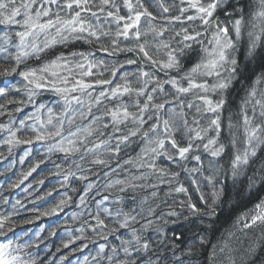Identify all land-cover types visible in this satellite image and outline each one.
<instances>
[{
    "label": "trees",
    "instance_id": "obj_1",
    "mask_svg": "<svg viewBox=\"0 0 264 264\" xmlns=\"http://www.w3.org/2000/svg\"><path fill=\"white\" fill-rule=\"evenodd\" d=\"M131 2V13L124 0H113L115 7L106 6L103 12L93 8L97 11L96 17L88 12L82 13V17L95 26L98 34L107 33V36L100 37V41L92 37L69 39L40 53L39 58H22L16 72L10 74L2 73L5 68L16 65L15 56L20 49L15 33L23 29L19 25H0V49H4L0 51V87L8 90L7 96H0V103L4 104V108L0 109V244L11 245L7 251L9 258H16L15 264H120L122 261L125 264H264V221L251 223L254 215L264 212V146L257 148L256 156L250 157L248 164H241L235 170L232 167L235 154L243 152L245 147L242 117L245 106L249 104L246 101L250 100L249 94L253 89H264V32L255 49L250 51L246 42L238 39L232 24L243 15L244 21L253 19L258 21L255 27H264V20L255 15L260 10V0H226L225 5L218 6L209 18L208 25L202 24L199 19L187 20V16L195 13L188 10L181 14L180 8L186 6L181 4V0ZM141 5L155 19L141 17L140 40L132 36L135 28L130 30L127 39L117 36V31L130 22L127 17L143 10ZM164 7L168 8L167 12L163 11ZM241 8L243 13L239 11ZM52 9L56 11V5ZM109 11L113 16H107ZM68 14L60 10L61 16ZM118 16L126 19L117 22ZM149 20L152 27L166 29L163 35L148 30ZM217 23L220 27L227 26L233 42L237 43L233 51L235 72H223L231 80L222 93H200L208 95L214 102L223 97L225 102L219 113H197L196 104L203 109V101L196 100L192 108H188L187 103L199 90L180 94L168 81L176 79L187 86L182 77L206 56L205 49H211L209 41ZM185 28L190 34L200 32L198 40L202 43L184 41L182 29ZM145 31L146 36L143 35ZM114 40L117 42L115 46L112 44ZM145 41L152 59L166 62L167 54L172 52L180 61L179 67L164 69L160 63L152 64L144 58L138 49L127 50ZM165 43L168 48L163 47ZM101 44L108 48V52L101 50ZM185 44L191 47H185ZM73 53H94L89 59L103 60L105 63L94 67L93 75L84 79L89 82L112 79V85H94L81 96L83 103L73 101L70 106L65 104L63 97L49 89L38 90L31 103H6L9 99H27V87L31 86L27 85L20 72L39 68L60 55L79 59L73 57ZM129 59L136 62L128 64L126 61ZM112 65H123L115 78L106 70ZM228 67L225 65L226 69ZM141 71L154 77L145 96L136 97L133 93L116 99L101 98L103 103L99 106L92 103L91 114H88L94 97L102 89L107 91L113 85L122 83L124 73L128 74L127 79L133 87H139L142 79H147L138 80ZM197 79L211 85L216 77L201 76ZM156 81L160 82L163 91L157 88L152 92ZM148 94L153 96V100L149 103L148 112L144 113L143 125L134 123L131 118L118 126L111 122L108 109L122 103L128 106L130 112L139 113L134 102L138 99L141 105L146 103ZM164 101L169 103L163 110H154L155 104ZM181 102L184 103L182 109L179 106ZM40 105L45 107L38 111ZM18 107L20 111H16ZM66 107L72 111L65 116ZM48 109L53 113L52 125L46 123ZM171 109H175L176 113L183 111L188 128L196 129L207 127L209 117L218 114L221 129L216 146L223 144L225 151L213 157L210 151L204 149L208 139L215 137L214 131L205 134L203 140L193 139L194 147L186 158H181L168 140L158 153L145 151L156 146L147 143V139H155L156 136L150 131V126L159 123L157 132L163 136L162 120L172 115ZM157 115L160 121H157ZM149 116L152 118L149 119ZM57 118L64 122L62 136L76 140L79 151L65 153L53 147L61 137L36 138L38 132L43 131L40 121L53 130V125L59 123ZM69 119H72L71 124ZM196 119L199 125L194 123ZM22 120L24 126H21ZM93 120L95 123H92ZM262 120L264 118L256 117L253 124ZM173 121L176 129L174 138L178 145L187 146L195 134L186 130L178 115L173 116ZM229 122L234 125L232 129L228 127ZM105 124L108 126L105 127ZM89 126L93 130L91 135L81 131L78 136H70V132ZM33 127L37 131H33ZM7 129L15 131L16 138L21 142L7 143L11 138ZM130 130H136L137 135H130ZM145 132L148 133L147 138L143 135ZM233 135L235 147L231 143ZM123 136H128L126 142L120 141ZM67 139L65 147L68 146ZM81 140L83 144H80ZM118 143L117 153L114 149ZM97 144L102 146L94 152L86 151V148H95ZM196 156L200 157L199 161ZM95 159L105 160L106 163L96 164L93 162ZM181 187L186 191H178ZM105 208L108 213H105ZM97 213L107 227L96 225ZM125 214L129 223L127 227H121ZM245 223L251 224V227H244ZM133 232L150 243L148 251H137L135 244L129 246L122 243L133 240ZM101 246H104L102 252ZM126 246L130 248L131 255L124 252Z\"/></svg>",
    "mask_w": 264,
    "mask_h": 264
},
{
    "label": "snow or ice",
    "instance_id": "obj_2",
    "mask_svg": "<svg viewBox=\"0 0 264 264\" xmlns=\"http://www.w3.org/2000/svg\"><path fill=\"white\" fill-rule=\"evenodd\" d=\"M139 2V0H138ZM126 7L129 9L130 13L133 9V4L131 0H124ZM226 3V0H206V2H202V0H181L182 5H186L180 8L181 14L188 10H193L194 15H189L186 17L187 20L192 21L199 19L202 24L208 25L209 18L213 16V13L219 7H223ZM56 5L57 10L53 11L52 6ZM111 5L115 7L113 0H0V25H19L23 30L17 31L15 35L19 38L18 48L20 49L15 56L16 65L11 68H5L2 74H10L15 73L20 63L22 62V58H27L29 56H35L39 58V54L45 52L61 43L69 41V39H86L87 37L95 38L96 41H100L101 36H107L106 32H100L99 34L95 30V26L85 17H82V13L88 12L91 16L96 17L97 11H93V8H97L98 11L103 12L106 6ZM260 10L256 12V17L264 20V0H260ZM143 8V5H141ZM63 9L67 11L69 14L67 16H61L60 10ZM75 9V10H74ZM74 10V11H72ZM119 11V9H117ZM164 12L168 11L167 7L163 8ZM241 13H243V8L239 9ZM107 16H113L111 11L107 12ZM142 16H148L151 19H155L152 13L148 12L146 8H143L142 11H136L134 14H130L127 17L129 23H125L121 30L117 31V36H124L125 39L128 38L129 32L131 29L135 28V31L132 33V36L139 41L142 35V32L139 27V22ZM20 17V19H18ZM47 18V19H45ZM117 22L120 20L126 19L125 17L118 16L116 17ZM174 19L179 20L180 17H175ZM244 23V17L241 15L239 18L233 21L232 27L237 37H239L241 32V26ZM148 30L155 32L157 35H163V32L166 29H157L152 27L151 20L148 22ZM216 31L213 34L212 40L209 41V44L212 45L211 49H205L206 56L202 58L198 63H196L188 72L184 74L182 79L187 81V86H184L179 83L178 80L172 79L168 81L177 93L187 94L190 92H194V90H199V92H195L193 96V100L187 103L188 108L193 107V103L196 100L203 101V109L201 105L196 104V112L200 113L201 111L205 113H219L220 109L224 105V99L221 96L220 99L215 102L208 97V95H201L200 93H215L220 91L221 93L226 90L229 86L231 77L224 76V71L235 72L236 60L231 58L228 50L234 48V43L229 35V30L227 27H220L217 23L215 25ZM55 30L54 32L52 30ZM185 33L183 36L184 41H193L197 43H202V41L198 40V37L201 36L200 32L188 33V30L182 29ZM261 32H264V27L261 28ZM86 34V36L84 35ZM179 35V33H177ZM143 35H147V31L143 33ZM250 36L253 34L250 32ZM43 37V39H41ZM260 36H256L253 40L252 47L254 48L255 41L259 40ZM88 42H91L90 40ZM116 41H112L113 46L116 45ZM147 41L143 43H138L134 48H128V51L137 50L140 53H143L144 58L151 61L152 64L160 63L164 69H174L178 68L180 61L179 59L172 53L169 52L168 60L166 62H160L152 59L146 50ZM163 47L168 48V44H163ZM185 47H191L190 44H185ZM101 50L108 52V48L104 47L101 44ZM0 51H4V49H0ZM111 54V53H109ZM94 53H73V57H79V59H70L63 55L56 57L53 60L43 64L39 68H32L28 70H24L20 72V75L27 82V85L31 87H27L25 100H7L6 103H18L23 105L25 103H31L33 98L37 95L38 90L49 89L61 97H63L65 104L70 106L73 101L77 103H83L81 96L87 92L89 89H92L94 85H112V79H99L94 82H89L84 79V77H90L93 75L92 69L97 67L98 65H103L105 62L103 60L96 61L93 59H89L90 56H94ZM128 64H133L135 60H127ZM225 65L229 67L226 69ZM119 67H123V65H112L110 68L106 69L111 72L112 78L116 77V73ZM80 70V71H76ZM128 74L124 73L121 77L122 83H117L113 85L109 90H101L99 94L94 97L88 107V114H91V104L99 106L103 103L101 98L105 99H116L119 96H123L125 94H135L136 97L145 96V93L148 91V85L150 82L154 80L148 72L141 71L140 77L147 78L142 79L139 87H133L131 83L127 79ZM208 76V77H216L214 82L209 85L207 81H198L197 77ZM159 88L163 91L160 82L156 81V88L152 89V92H155ZM19 91V89H16ZM8 90L4 87H0V96H7ZM79 93V95H76ZM89 96H92L91 92H88ZM251 99L246 101V103L252 104V114L249 115L247 111L243 113L242 117V125L244 132V149L243 152H237L232 161V167L235 170L241 164H248L249 158L254 157L257 154V148L264 146V120L261 123L253 124V121L257 116V109H259L258 115L261 118H264V96L262 98H257V92L253 89L250 92ZM146 103L140 104L137 99L134 102V106L139 109V113L130 112L128 110V106L125 104H118L113 109H108L107 112L111 116V122L115 125H119L125 123L129 118L132 119L134 123L138 125H143L145 123L144 113L149 110V103L153 100V96L148 94L146 97ZM169 103V101H164L162 103H157L154 105V110L159 111L163 110L165 104ZM181 109L184 107V103L181 102L179 105ZM45 106L40 105L38 107V111L43 109ZM4 108V104L0 103V109ZM21 109L18 107L16 111H20ZM69 111H72L70 107H66L63 115H67ZM170 112L172 115H169L168 119H163L162 124V133L157 132V129L160 127L159 123H154L150 126V131L156 134L155 139H147L148 144H155V147H151L145 149V151H150L152 153H158L159 150L164 149L165 141L168 140L173 149H176L178 155L181 158H186V154L189 153L194 145L192 143L193 139L203 140L204 135L209 131L215 132V137H210L203 145L206 151H210V154L213 157L220 156L225 151V146L220 144L217 145V138L220 134V116L214 115L209 117V123L207 127H201L199 129L196 128H188V121L185 118V113L181 111L180 113H176L175 109H171ZM84 115L83 113L81 114ZM178 115L183 121V126L187 131L193 132L195 135L189 139L187 146L178 145L176 139L174 138L175 130L173 127V116ZM53 113L51 109H48V120L47 125H52L53 123ZM75 117H72L74 119ZM152 117L149 116V119ZM38 119V117H37ZM59 123L57 125H53V130H49L44 121H40L41 128L43 131L38 132L37 139L43 140L47 138H56L61 137L58 141L57 145L53 147L57 148L61 152L72 153L79 151V147L77 146V141L72 139H67L62 136V130L64 126V122L62 119L57 118ZM72 119H69V124L72 123ZM95 119H100V117H96ZM157 121H160L161 118L159 115L156 117ZM170 121H173L170 123ZM21 126H24V121L22 120ZM95 123V120L92 121ZM194 123L199 125V120H194ZM108 125L105 124V127ZM229 129H232L234 125L229 122ZM11 133V138L6 142L11 144L13 142L20 143L21 141L16 138V132L11 129H7ZM115 130H118L115 129ZM114 130V131H115ZM33 131H37L35 127H33ZM86 132L88 135L92 134V129L89 127L78 129L75 132H70V136H78L79 132ZM130 135H137L136 130H130ZM145 138L148 137V133H143ZM86 138V137H85ZM67 139L68 146L65 147L64 143ZM121 142H126L128 140V136H123L119 138ZM30 142V141H25ZM232 146L235 147L236 140L233 135V139L231 141ZM80 144H83V141H80ZM102 145L97 144L95 148H86L87 152H94L96 148H100ZM115 152H119V143L114 149ZM166 154V153H165ZM195 159L199 161L200 157L196 156ZM96 164H105L106 161L102 159H95L93 161ZM196 169H193L195 171ZM235 174V173H234ZM81 179H86V177H81ZM210 179V178H209ZM91 187V186H89ZM178 191H186L183 187L178 189ZM83 203V198L81 200ZM194 207V206H193ZM257 208H261V205H257ZM55 211V210H53ZM105 213H108V209H104ZM134 219V217L132 218ZM264 221V212L254 215L252 217L251 223L255 224L257 221ZM96 225L104 228L107 227L104 220L100 218L99 213L95 216ZM129 223V217L125 214V218L123 223H121V227H127ZM151 223V222H150ZM2 227V225H0ZM147 227V225L145 226ZM244 227H251V224L245 223ZM115 229H113L114 231ZM95 231V228H93ZM125 245L135 244L137 251H148L150 249V243L147 240L142 239L141 236L137 235L133 232V240L123 241ZM10 244H0V264H15V257L9 258ZM101 252L104 250V246H101ZM124 252L128 255H131L130 248L128 246L124 247ZM113 253L116 252V249L113 248ZM111 259V258H110ZM120 264H125V262H120Z\"/></svg>",
    "mask_w": 264,
    "mask_h": 264
},
{
    "label": "rangeland",
    "instance_id": "obj_3",
    "mask_svg": "<svg viewBox=\"0 0 264 264\" xmlns=\"http://www.w3.org/2000/svg\"><path fill=\"white\" fill-rule=\"evenodd\" d=\"M260 7H261V5L259 4L258 9ZM257 22L258 21L253 20V19L250 21L245 20L241 26V32H240V35L238 38L239 40L241 39V40H244L246 42V45L248 46V49L250 51L254 50L256 47V46L254 48L252 47V43H253L254 38L256 36H262V34H263V32H261V29L259 27L258 28L255 27V25H254ZM250 32L253 34L252 36L249 35ZM233 43H234V48L228 50L231 58H234L235 53L233 51L236 50L235 44H237L236 42H233ZM257 44H258V40L255 41V45H257ZM255 90L257 92V98H262V96H264V89H260L259 87H256ZM245 111L252 114V104L251 103H249L248 105L245 106ZM258 113H259V109H257V116L256 117H260L258 115Z\"/></svg>",
    "mask_w": 264,
    "mask_h": 264
}]
</instances>
